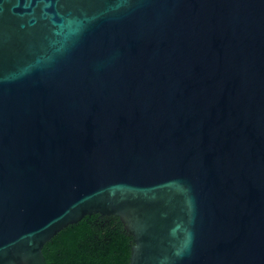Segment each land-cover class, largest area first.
Returning a JSON list of instances; mask_svg holds the SVG:
<instances>
[{
    "label": "water",
    "instance_id": "95a60500",
    "mask_svg": "<svg viewBox=\"0 0 264 264\" xmlns=\"http://www.w3.org/2000/svg\"><path fill=\"white\" fill-rule=\"evenodd\" d=\"M93 213L128 264H264V0H0V264Z\"/></svg>",
    "mask_w": 264,
    "mask_h": 264
},
{
    "label": "trees",
    "instance_id": "16d2710c",
    "mask_svg": "<svg viewBox=\"0 0 264 264\" xmlns=\"http://www.w3.org/2000/svg\"><path fill=\"white\" fill-rule=\"evenodd\" d=\"M131 244L118 216L93 213L61 228L42 251L49 264H128Z\"/></svg>",
    "mask_w": 264,
    "mask_h": 264
}]
</instances>
